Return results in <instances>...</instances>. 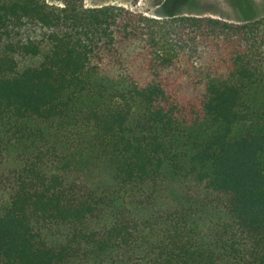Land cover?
Masks as SVG:
<instances>
[{"label":"trees","instance_id":"1","mask_svg":"<svg viewBox=\"0 0 264 264\" xmlns=\"http://www.w3.org/2000/svg\"><path fill=\"white\" fill-rule=\"evenodd\" d=\"M155 1L0 0V264H264V12Z\"/></svg>","mask_w":264,"mask_h":264},{"label":"rangeland","instance_id":"2","mask_svg":"<svg viewBox=\"0 0 264 264\" xmlns=\"http://www.w3.org/2000/svg\"><path fill=\"white\" fill-rule=\"evenodd\" d=\"M55 1V0H49ZM183 1V0H182ZM181 0L174 1V8H177L175 12L187 11L191 13H200L203 15L218 16L230 20H236L239 18V13L233 6L231 0H194L187 5ZM258 4L259 11L264 12V0H254ZM86 6H98L105 4H119L126 7L143 10L150 13L158 12L159 6L156 5L155 0H84Z\"/></svg>","mask_w":264,"mask_h":264}]
</instances>
